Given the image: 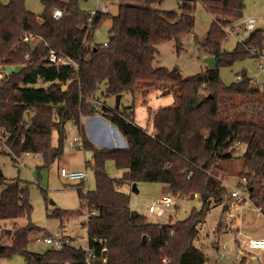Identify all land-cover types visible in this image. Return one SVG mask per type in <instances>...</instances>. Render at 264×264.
<instances>
[{
  "label": "trees",
  "instance_id": "obj_1",
  "mask_svg": "<svg viewBox=\"0 0 264 264\" xmlns=\"http://www.w3.org/2000/svg\"><path fill=\"white\" fill-rule=\"evenodd\" d=\"M41 1L44 11L37 15L26 0H0V66H14L0 78V130L7 133V149L0 152L9 150L14 158L26 152L41 154L49 162L61 153L52 144L54 130L63 140L65 124L72 121L82 147L92 152L95 188H86L84 181L77 185L91 211L85 221L94 253L91 264H206L208 256L196 245L200 227L213 206L222 204L224 211L231 206L226 202L229 189L215 170L242 145L240 176L248 192L235 200H249L264 213V83L255 84L242 72L225 84L220 75L221 67L239 58L264 54V28L249 32L227 50L222 47L227 28L233 29L242 17L245 0H184L179 14L158 7L163 0H121L116 15L98 12L94 18L80 8L79 0ZM197 2L214 17L207 37L197 45L216 58L217 65L206 64L191 76L177 66L155 65L160 44L174 42L177 53L184 50ZM56 8L63 11L60 18L52 15ZM107 18L112 24L104 46L94 42V34ZM25 33L36 36L35 48L22 40ZM252 48L259 51L253 53ZM50 50L71 58L76 66L50 64ZM203 86L207 94L201 96ZM102 87L106 96H134L136 91L145 96L153 89L157 98L170 96L173 102L149 113L157 129L153 133L137 124L135 101L123 109L106 103L95 109L91 101L103 94ZM96 114L119 128L126 147L100 148L89 139L82 118ZM108 159L127 169L122 177L108 174ZM139 182L163 183L181 197L198 195L202 208L183 220L170 216L167 223L134 216L130 194L121 187ZM32 209L28 185L0 176V219L30 218ZM54 215L63 221L74 213L57 210ZM221 227L219 223V232ZM38 229L32 222L15 224L10 243L0 238V258L22 253L26 264H87V249L74 245L29 251V236Z\"/></svg>",
  "mask_w": 264,
  "mask_h": 264
},
{
  "label": "rangeland",
  "instance_id": "obj_2",
  "mask_svg": "<svg viewBox=\"0 0 264 264\" xmlns=\"http://www.w3.org/2000/svg\"><path fill=\"white\" fill-rule=\"evenodd\" d=\"M4 3L9 0H1ZM103 1L109 4L110 15H116L119 10L121 0H79L80 8L87 12H93L102 6ZM184 0H163L158 7L165 10H175L182 13L181 2ZM243 15L240 19L234 21L233 29L227 28L229 34L223 41L222 47L232 50L237 46L238 41L244 39L249 33L245 29V24L249 18H255L257 28H264V0H245ZM27 8L41 15L44 11V5L41 0H26ZM195 24L193 32L184 40V50L179 54L176 51L174 42H164L159 45V55L155 60V65L171 69L177 66L184 76L195 75L205 70L206 59L210 57L203 49L197 45L198 40H204L207 37L213 15L200 2H197L193 10ZM112 20L107 18L95 30L94 42L102 44L108 41L109 29ZM26 34V33H25ZM24 36V35H23ZM23 38V37H22ZM264 64L262 57H244L234 61L231 65H225L220 69L221 80L225 84H231L238 79V74L246 72L249 77L263 82L264 73L261 69ZM1 78V77H0ZM257 84H259L257 82ZM105 90L102 87L101 92ZM156 90H150L147 95L141 91L136 93H125L120 102V109L131 106L135 101L136 122L142 127H146L149 122L153 129V117L149 113H156L155 108L158 104H171L173 97L156 96ZM201 96L207 94L203 86L199 90ZM104 100L110 106L116 105V96H104ZM158 113V112H157ZM157 116V115H156ZM83 122L84 119L82 118ZM153 124V125H152ZM86 133L89 139L100 148L123 147L127 144L126 138L120 132V136L113 138L108 132L88 129L85 124ZM157 129L155 128V132ZM81 134L72 121L65 124V134L63 140H60V133L55 129L52 137V144L61 150L53 160L46 162L41 154L22 153L14 158L13 155L6 152H0V176L11 179L19 178L23 185L29 187V197L33 209L30 218L18 217L13 219H0V238L3 242L9 241L8 229H13L15 224L24 226L29 222L38 226L40 229L30 234L28 250L36 253H42L54 248L52 244L45 242L44 237L56 235L64 226V231L73 239V245L77 248L88 249V228L85 224L91 211L85 207L78 191L77 185L82 180H71L61 175V169L70 171H86L87 178L84 180L86 188H95V177L92 169V152L79 147L78 141ZM5 150L6 146L2 147ZM7 149V148H6ZM244 146H240L232 159L222 160L221 170H215L219 177L223 178L224 183L229 189L226 196V202L230 203V209H223V205L213 206L205 222L200 227L196 245L201 247L208 256L206 264H264V249H249V241L252 237L264 238V213H262L254 204L246 200L243 204L236 203L235 197L231 196V191H244L243 178L240 172L243 168V159L241 153ZM17 155V154H16ZM89 161L90 163H87ZM105 168L112 177L120 178L127 169L120 167L113 159L105 162ZM133 184L125 183L121 189L130 194V205L132 210L140 215H145L152 222L167 223L170 216L173 221L187 218L193 210L202 208V201L198 195L192 197H181L173 195L168 185L159 182H139L138 191L133 190ZM170 194L174 203L165 206L161 211L150 213L148 205L157 202L164 195ZM83 208V212H78ZM68 210L74 215L65 218L63 221L54 215L55 211ZM222 223V232H219L218 226ZM238 227V231L234 230ZM230 228V229H229ZM236 231V232H234ZM12 233V231H11ZM10 243V242H8ZM0 264H26V259L22 253H16L11 256L0 258Z\"/></svg>",
  "mask_w": 264,
  "mask_h": 264
},
{
  "label": "built area",
  "instance_id": "obj_3",
  "mask_svg": "<svg viewBox=\"0 0 264 264\" xmlns=\"http://www.w3.org/2000/svg\"><path fill=\"white\" fill-rule=\"evenodd\" d=\"M101 1V0H100ZM109 11V4L105 3L103 1L102 6L99 7V9L94 10L93 12H90L91 18H94V16H96V14L98 12H108ZM59 12L60 15L57 16L56 13ZM54 18H60L63 15V11L60 8H56L54 9L53 13H52ZM256 19L255 18H249L245 24V29L248 32H252L255 29H257L256 27ZM23 41L25 42H29V43H36V36H34L33 34H24ZM104 46L108 45V42H104L103 43ZM259 50L252 48V52L256 53ZM28 56V54H27ZM262 58H264V54H262V56H260ZM48 61L50 64H55V65H68V64H73L76 66V62L73 61L71 58L62 55V54H58L56 51L54 50H50L49 53V58ZM261 69L264 73V64H261ZM4 73H7L6 71V67L0 66V77L3 76ZM255 84L261 83L258 80L254 81ZM264 83V80L262 82V84ZM103 94L98 97V98H93L92 99V106H94L95 109H99L101 108L106 102L104 100V95H105V90L102 91ZM153 125V124H152ZM148 131L155 133V127H153L151 124L149 123L148 125H146L145 127ZM157 132V131H156ZM6 136L7 133L4 130H0V149H3L2 147L6 146ZM78 141V145L79 147H82V140H77ZM26 154H31L30 152H26ZM61 175L71 179V180H82L84 181L87 178V172L82 170V171H70L68 172L65 168L61 169ZM243 182L246 183V179H243ZM247 187L244 186V191L241 192L240 190H233L231 192V196L232 197H247ZM174 203V199L172 197V195L170 194H164L162 195L157 202H152L151 204L148 205V212L150 213H155V212H159L161 211L165 206H170L171 204ZM92 213H95V211H92ZM44 240L46 243L48 244H52L54 246L55 249L61 250L63 248H65L66 246H70L73 245V239L68 236L63 230H60L56 235H49V236H45ZM249 248L251 249H264V238H253L250 239L249 241ZM87 254H86V262L87 264H91L92 263V258L94 257V253L93 251L88 247L87 249Z\"/></svg>",
  "mask_w": 264,
  "mask_h": 264
},
{
  "label": "crops",
  "instance_id": "obj_4",
  "mask_svg": "<svg viewBox=\"0 0 264 264\" xmlns=\"http://www.w3.org/2000/svg\"><path fill=\"white\" fill-rule=\"evenodd\" d=\"M154 98L155 99L153 102L156 103V96ZM106 104H107V102H106ZM158 105L160 107V104H158ZM83 119H84V125L85 124L88 125V129L90 131H91V129L92 130H98L99 129L100 131L104 130V132H108L115 139H116V136H120L119 128L117 126L113 125L108 119H106L105 117H103L100 114H96V115H92V116H84ZM126 146H127V144L124 145V147H126ZM112 147H117V145L114 144ZM253 238H257V237H252L251 239H253ZM249 249H251V248H249Z\"/></svg>",
  "mask_w": 264,
  "mask_h": 264
},
{
  "label": "water",
  "instance_id": "obj_5",
  "mask_svg": "<svg viewBox=\"0 0 264 264\" xmlns=\"http://www.w3.org/2000/svg\"><path fill=\"white\" fill-rule=\"evenodd\" d=\"M110 38H112V35L110 36ZM35 46H36V44H34V43H32V45H31V47L32 48H35ZM206 62H207V64L208 65H210V66H216L217 65V60H216V58H214V57H208L207 59H206ZM14 70V66L13 65H8V66H6V71H7V73H11L12 71ZM121 98H122V94H117L116 95V106L117 107H119L120 106V102H121ZM133 190L134 191H138V184L137 183H135L134 185H133ZM196 195L195 194H192L191 195V197L192 198H194ZM138 213H137V211H135V210H132V215H137ZM11 229H8L7 230V232L9 233V234H11ZM105 254H106V251H105Z\"/></svg>",
  "mask_w": 264,
  "mask_h": 264
},
{
  "label": "clouds",
  "instance_id": "obj_6",
  "mask_svg": "<svg viewBox=\"0 0 264 264\" xmlns=\"http://www.w3.org/2000/svg\"><path fill=\"white\" fill-rule=\"evenodd\" d=\"M56 15H57V16H59V15H60V13H59V12H57V13H56Z\"/></svg>",
  "mask_w": 264,
  "mask_h": 264
}]
</instances>
